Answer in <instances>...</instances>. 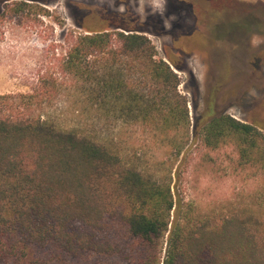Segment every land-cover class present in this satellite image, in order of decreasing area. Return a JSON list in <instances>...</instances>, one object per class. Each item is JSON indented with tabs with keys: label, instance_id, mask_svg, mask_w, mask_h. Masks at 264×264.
Here are the masks:
<instances>
[{
	"label": "trees",
	"instance_id": "obj_1",
	"mask_svg": "<svg viewBox=\"0 0 264 264\" xmlns=\"http://www.w3.org/2000/svg\"><path fill=\"white\" fill-rule=\"evenodd\" d=\"M166 2L169 16L195 20L180 39L202 19L225 23L220 3L242 5L246 17L254 8ZM9 3L17 15L48 14L29 0ZM69 9L79 31L56 71L0 94V264H264V132L224 114L194 125L175 71L185 69L181 58L159 57L123 6ZM129 125L177 159L197 140L212 151L234 146L259 194L230 213L200 211L176 195L172 172L135 165L118 136ZM212 163L208 156L203 165Z\"/></svg>",
	"mask_w": 264,
	"mask_h": 264
},
{
	"label": "rangeland",
	"instance_id": "obj_2",
	"mask_svg": "<svg viewBox=\"0 0 264 264\" xmlns=\"http://www.w3.org/2000/svg\"><path fill=\"white\" fill-rule=\"evenodd\" d=\"M47 1V15L34 11L17 15L7 8L14 2L0 5V94L26 91L34 80L56 71L57 59L79 31L72 19L70 2L106 0ZM243 1L254 7L249 16L243 15L246 9L240 4L220 3L225 12L219 18L225 23L202 19L195 34L182 39L195 25L192 16H169L166 0H143L140 4L138 12L143 23L151 15V8L158 21L150 27L158 34H145L158 56L166 60L181 58L185 65L183 71L176 73L181 79L180 91L189 100L194 125L197 120L206 124L224 114L264 132V0ZM246 21L252 25L250 30ZM55 106L48 108L49 112L59 116ZM64 117L71 119L70 114ZM118 136L137 167L160 177L172 172L176 195L200 211L230 213L239 203L259 194L260 183L252 173L239 168L232 145L212 151L197 140L177 159L175 152L161 141L151 142L136 126L129 125ZM208 156L213 163L207 169L203 163Z\"/></svg>",
	"mask_w": 264,
	"mask_h": 264
},
{
	"label": "flooded vegetation",
	"instance_id": "obj_3",
	"mask_svg": "<svg viewBox=\"0 0 264 264\" xmlns=\"http://www.w3.org/2000/svg\"><path fill=\"white\" fill-rule=\"evenodd\" d=\"M13 0H0V5H4L5 3H9ZM35 3H38L40 5H43L45 7H47L49 5V2L47 0H29ZM113 0H106L104 3H100V2H91V3H86V2H82V1H76L77 4H91L92 6L95 4H99L102 6H107V8L109 9H119L122 6L124 7L125 13H126V19L127 21L135 24L139 31L138 33H155L158 34L157 32H155L154 30L150 29V27H153L154 25L158 24V21L156 18V16H154L153 13V8H151L152 12L151 15H148L146 17V20L144 21V23L142 22V17L140 15L139 8H140V4L143 0H126L125 2H122V4H116L115 2H112ZM109 6V7H108Z\"/></svg>",
	"mask_w": 264,
	"mask_h": 264
},
{
	"label": "water",
	"instance_id": "obj_4",
	"mask_svg": "<svg viewBox=\"0 0 264 264\" xmlns=\"http://www.w3.org/2000/svg\"><path fill=\"white\" fill-rule=\"evenodd\" d=\"M175 71H180V72H181V71H183V70L175 69Z\"/></svg>",
	"mask_w": 264,
	"mask_h": 264
}]
</instances>
